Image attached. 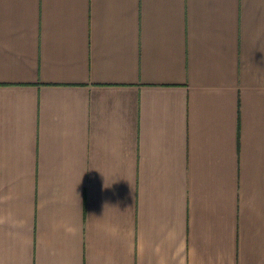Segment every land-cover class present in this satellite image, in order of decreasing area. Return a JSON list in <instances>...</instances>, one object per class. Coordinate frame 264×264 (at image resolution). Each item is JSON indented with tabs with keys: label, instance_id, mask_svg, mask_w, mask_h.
Returning <instances> with one entry per match:
<instances>
[{
	"label": "crops",
	"instance_id": "crops-1",
	"mask_svg": "<svg viewBox=\"0 0 264 264\" xmlns=\"http://www.w3.org/2000/svg\"><path fill=\"white\" fill-rule=\"evenodd\" d=\"M0 264H264V0H0Z\"/></svg>",
	"mask_w": 264,
	"mask_h": 264
}]
</instances>
